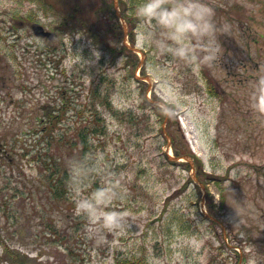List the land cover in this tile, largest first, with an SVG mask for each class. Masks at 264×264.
<instances>
[{"label": "rangeland", "instance_id": "obj_1", "mask_svg": "<svg viewBox=\"0 0 264 264\" xmlns=\"http://www.w3.org/2000/svg\"><path fill=\"white\" fill-rule=\"evenodd\" d=\"M46 1L0 0V264H264V0H210L229 31L218 59L197 68L140 46L135 15L110 44L117 35L136 53L109 49L102 29L117 27L113 0ZM30 17L50 29L67 18L66 29L49 41ZM100 82L117 112L102 106L108 134L92 136L86 157L102 155L107 168L89 190L118 182L112 207L128 213V226L89 237L72 189L52 200L30 159L46 107L70 98L63 125H83ZM125 110L147 111L149 121L134 125ZM175 144L189 146L192 162L168 157ZM67 148L53 152L68 158ZM193 237L198 251L186 242Z\"/></svg>", "mask_w": 264, "mask_h": 264}, {"label": "clouds", "instance_id": "obj_2", "mask_svg": "<svg viewBox=\"0 0 264 264\" xmlns=\"http://www.w3.org/2000/svg\"><path fill=\"white\" fill-rule=\"evenodd\" d=\"M134 15L139 20L136 41L140 46L154 47L193 68L218 59L219 34L229 31L227 24L217 22L210 0H138ZM68 167L77 212L87 218L89 237L123 232L128 226V213L112 207L119 196V183L113 181L89 190V178L107 168L104 157L70 158ZM186 242L198 251L201 241L193 237Z\"/></svg>", "mask_w": 264, "mask_h": 264}, {"label": "trees", "instance_id": "obj_3", "mask_svg": "<svg viewBox=\"0 0 264 264\" xmlns=\"http://www.w3.org/2000/svg\"><path fill=\"white\" fill-rule=\"evenodd\" d=\"M34 2H37L40 4V6L48 7L51 5L46 0H32ZM138 2V0H126L122 1V7L126 14V18L128 19L129 23L133 21V15H134V7L135 4ZM53 6V5H52ZM128 9L130 11L128 12ZM47 14V13H46ZM113 14V17L110 19H114L115 24L117 27L113 28H103V37L104 40L107 42L109 49L113 50V52L116 50L118 51V48L122 51L127 52H134L130 49H128L125 45L122 47L119 46L118 37L116 35L115 38H117V41L114 44H110V34L112 32H115L117 34L116 30L122 29L121 24L117 20V17L115 16V12H111ZM48 15V14H47ZM49 16V15H48ZM31 19L35 20V17ZM67 24V18H65L64 23ZM114 26V23H113ZM123 32V29L121 33ZM120 33V37H121ZM112 35V34H111ZM114 37V36H113ZM135 64V63H134ZM136 67V65L134 66ZM132 71H134V68ZM92 92L94 94L93 99H90L88 102H86L85 108L90 111V114L84 118L83 125H77L76 128L70 129L64 127V122L68 119L67 112L71 109L70 106H68V99H62V102L60 105L57 106L58 110H53V106H47L46 107V117H45V125L43 129V133L41 137L39 138V144L41 146L38 148V150H35L33 154L30 155L32 161H36L39 171L43 176L44 182L47 186V190L50 193V197L54 201H66L69 198V193L71 191L70 186V170L68 167V161L70 158H84L87 156L88 152H91L93 150L92 146V136H106L108 134V126L106 123V118L102 113V106L111 110L116 111L114 108V104L112 101V90L109 87H103L101 82L96 86V88H92ZM98 100L99 104L96 103L95 100ZM88 107V108H87ZM76 107H74L75 109ZM77 109V108H76ZM86 109L83 108V110H80L81 113H86ZM92 111V112H91ZM117 112V111H116ZM141 115L134 113L132 110H125L123 114V119L127 120L129 118V121L132 122L134 125H140L141 123H147L149 121L147 114L149 112L144 111L140 112ZM91 115V117H90ZM162 115H165V110L162 109ZM163 129V127H161ZM73 134V137H69L70 134ZM171 133V132H170ZM173 137V140H176L175 135L171 134ZM94 141V139H93ZM37 144V146L39 145ZM68 145L67 151H68V158H65L59 152H53L54 148H57V150L60 147H64L65 145ZM173 150L175 155L182 156L185 154H192V152L189 149V146H177V144L173 145ZM68 159V160H67ZM223 189V187H221ZM210 208V214L215 217L216 215V205L213 203H209ZM214 223L217 221L215 219H211ZM52 228L55 230L53 232L57 233V229L52 225ZM62 236L60 239H62L65 243L67 241L70 242L68 237L64 238ZM69 247V253L70 254H78L75 250V247L72 245H68ZM119 264H146V262L143 259H140L138 261L136 260H125L123 263Z\"/></svg>", "mask_w": 264, "mask_h": 264}, {"label": "water", "instance_id": "obj_4", "mask_svg": "<svg viewBox=\"0 0 264 264\" xmlns=\"http://www.w3.org/2000/svg\"><path fill=\"white\" fill-rule=\"evenodd\" d=\"M117 6H118V2H117V0H116V7H117ZM125 26H126V25H125ZM32 28H33V30L35 31V33H36L37 35H41V36H49L51 39H53V37H54V33L51 32V31L46 30L45 27H44L41 23H39V22H34V23L32 24ZM170 158H172V159H174V160L179 159V158L174 157V156H170ZM183 158H184L185 160H190V157H189V156H183Z\"/></svg>", "mask_w": 264, "mask_h": 264}]
</instances>
